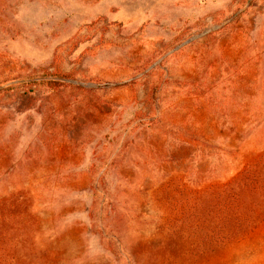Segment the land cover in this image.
<instances>
[{
	"label": "rangeland",
	"instance_id": "obj_1",
	"mask_svg": "<svg viewBox=\"0 0 264 264\" xmlns=\"http://www.w3.org/2000/svg\"><path fill=\"white\" fill-rule=\"evenodd\" d=\"M0 264H264V0H0Z\"/></svg>",
	"mask_w": 264,
	"mask_h": 264
}]
</instances>
